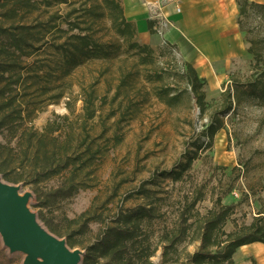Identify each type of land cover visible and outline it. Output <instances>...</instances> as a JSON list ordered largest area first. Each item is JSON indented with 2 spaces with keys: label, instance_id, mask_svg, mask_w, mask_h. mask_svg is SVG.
I'll list each match as a JSON object with an SVG mask.
<instances>
[{
  "label": "rangeland",
  "instance_id": "rangeland-1",
  "mask_svg": "<svg viewBox=\"0 0 264 264\" xmlns=\"http://www.w3.org/2000/svg\"><path fill=\"white\" fill-rule=\"evenodd\" d=\"M50 1V6L41 5L40 9H19L22 19L35 21L56 11L65 14L68 23L61 25L70 45L77 40L75 33H90L105 45L109 56L77 59L60 76L54 62L38 68L52 50L36 49L26 59L16 88L6 85L4 97L0 95V117L11 114L17 125L14 134L5 130L3 139L10 146L19 145L13 153L24 165L18 182L12 179L15 171L0 176L5 182L19 184L22 191L32 192L30 208L37 215L42 211L53 229L39 221L64 238L70 248L85 252L117 211L144 201L139 192L144 183L151 191H161L158 195L166 191L167 202L200 187L204 192L196 205L200 214L222 194L224 204H235L226 230H231L234 222L249 223L258 212L264 217V97L259 96L264 87V10L248 8L240 15L243 41L253 46L255 56L247 52L233 64L195 66L204 79L206 110L200 112L182 76V56L172 45H158L162 41H156L149 29L136 32L133 40L153 51L146 55L131 48L108 17L97 16L102 7L92 8L94 0ZM10 8L11 4L0 6V22H11L3 16ZM89 8L94 12L88 13ZM29 69L47 71L49 80L31 77ZM253 82L255 92L250 90ZM14 98L12 107H2ZM229 104L231 108H227ZM15 108L21 109V118L13 113ZM214 119L221 127L210 139L206 127ZM29 131L37 136L29 151L39 157L44 150L55 156L69 154L75 158L74 166L34 182L24 157ZM42 132L47 135L41 136ZM190 157L192 162L182 170L180 179L172 180L165 171L180 170ZM70 183L77 185L76 193L54 200L50 197L45 206L38 205L48 193ZM84 212L90 219L88 230L76 232L82 223L76 218ZM198 245L186 244L183 251L192 253ZM0 248L14 259L12 264H21L22 253L9 254L1 242ZM153 260L161 264L160 250ZM0 264H5L1 253ZM232 264H264V244L237 248Z\"/></svg>",
  "mask_w": 264,
  "mask_h": 264
},
{
  "label": "trees",
  "instance_id": "trees-1",
  "mask_svg": "<svg viewBox=\"0 0 264 264\" xmlns=\"http://www.w3.org/2000/svg\"><path fill=\"white\" fill-rule=\"evenodd\" d=\"M93 2L92 8L102 7L97 11V16L108 17L118 35L123 37L131 48L146 52V55L153 52L148 45L133 40L137 32L136 26L125 17L123 7L118 0ZM7 4H11L12 8L6 9L3 16L11 22L9 24L0 22V83L2 82L0 95L2 94L3 97L6 85L16 88L23 77L22 69L26 67L24 65L26 59L36 49L52 50L45 55L38 68L50 66V63L54 62L60 76L67 73V65L70 62H78L77 59L104 57L109 54H106L105 45L94 39L90 33H75L74 37L77 40L70 45L65 36L67 30L61 25L68 23L65 14L56 11L48 17L37 18L35 21L22 19L24 14H20L19 9L29 7L40 9L41 5L50 6L52 4L50 0H0V6ZM238 4L240 15L248 8L264 10V3L238 0ZM86 11L94 12L91 8ZM238 22L240 26V18ZM148 29L153 32L151 24L148 25ZM247 52L256 55L252 45L247 48ZM182 67V76L190 86L196 107L200 112H205V92L202 88L204 79L197 74L191 63L183 62ZM29 72L31 77L49 80L47 71L37 73L36 70L29 69ZM250 90L255 92V82L251 84ZM259 96L264 97V87ZM14 101L15 98L7 103L3 102L2 107H12ZM227 108H231V105L229 104ZM13 113L18 118L22 117L21 109H16ZM14 120L11 114L0 117V173L7 176L8 172L15 171L12 179L18 182L23 177L24 165L23 159L19 161L14 157L13 152L18 150L19 145L10 146L9 141L4 140L2 135L5 130L11 134L17 131V125L12 123ZM220 127L216 119L212 120L206 127V134L211 139ZM46 135V132L41 133V136ZM34 136H36L35 132L29 131L26 137L28 143L24 149V157L29 161L30 166L28 171L33 173L34 182L37 183L74 166L75 158L69 154L55 156L47 154L44 150L42 157H39L37 153H33L34 151H29ZM192 159L193 157L188 158L180 170L172 169L165 172L172 176V180H178L182 170L190 166ZM144 184L139 188V192L144 195V201L117 211L111 223L86 246L82 264H156L153 257L159 250L161 264H232L237 248L254 242L264 244V217L261 212H258L249 223L234 222L233 228L226 230V222L234 214L235 204H224L222 194H218L212 206L204 214H200L196 209L197 203L204 197L200 187L183 191L181 195H177L176 200L167 202L169 195L166 191L163 192L165 195H158L161 191H151ZM78 190L74 183L62 185L48 193L47 198L42 199L38 205L45 206L51 200L50 197L53 200L56 197H67ZM37 216L53 229L42 211H39ZM76 220L82 221L81 227L76 232L88 230L87 222L90 219L85 212ZM69 238V243L73 244L71 237ZM192 242H199V245L192 253H184L183 246ZM0 253L5 258V264L14 262L13 258L6 257L4 249L0 248Z\"/></svg>",
  "mask_w": 264,
  "mask_h": 264
},
{
  "label": "crops",
  "instance_id": "crops-1",
  "mask_svg": "<svg viewBox=\"0 0 264 264\" xmlns=\"http://www.w3.org/2000/svg\"><path fill=\"white\" fill-rule=\"evenodd\" d=\"M118 1L137 33L148 30L151 24L155 40L162 41L158 45H172L182 60L194 67L233 64L247 53L238 22V0H177L179 11L171 2L158 9L157 15L147 6L155 0Z\"/></svg>",
  "mask_w": 264,
  "mask_h": 264
},
{
  "label": "water",
  "instance_id": "water-1",
  "mask_svg": "<svg viewBox=\"0 0 264 264\" xmlns=\"http://www.w3.org/2000/svg\"><path fill=\"white\" fill-rule=\"evenodd\" d=\"M33 194L0 176V242L9 254L22 253L21 264H82L84 251L70 248L51 233L29 206Z\"/></svg>",
  "mask_w": 264,
  "mask_h": 264
},
{
  "label": "built area",
  "instance_id": "built-area-1",
  "mask_svg": "<svg viewBox=\"0 0 264 264\" xmlns=\"http://www.w3.org/2000/svg\"><path fill=\"white\" fill-rule=\"evenodd\" d=\"M173 3L174 4V7H175V10L176 11H179L180 8H179V5L177 3V0H155L154 2L150 3L148 2L147 3V6L150 7V11L152 12V14H155L157 15V10L158 9H161L163 8L164 6H166L168 3Z\"/></svg>",
  "mask_w": 264,
  "mask_h": 264
}]
</instances>
